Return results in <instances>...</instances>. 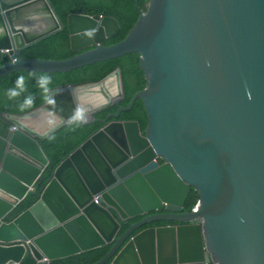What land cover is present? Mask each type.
<instances>
[{"label": "water", "instance_id": "water-1", "mask_svg": "<svg viewBox=\"0 0 264 264\" xmlns=\"http://www.w3.org/2000/svg\"><path fill=\"white\" fill-rule=\"evenodd\" d=\"M67 22L80 54L26 59V47L61 29L59 18L49 0H0V62L8 59L0 78L138 53L147 86L104 119L94 114L123 100L118 68L56 88L27 113L2 114L13 126L0 135V264L31 253L49 264L104 245L110 250L94 264H264V0H149L110 46L102 43L120 29L113 17L70 14ZM137 99L144 134L136 121L117 120ZM74 121L102 126L39 191L50 165L41 141ZM191 188L200 199L187 212ZM28 196L38 199L8 222ZM154 222L176 224L134 234Z\"/></svg>", "mask_w": 264, "mask_h": 264}, {"label": "trees", "instance_id": "trees-1", "mask_svg": "<svg viewBox=\"0 0 264 264\" xmlns=\"http://www.w3.org/2000/svg\"><path fill=\"white\" fill-rule=\"evenodd\" d=\"M55 13L57 14L61 29L33 44L26 47L21 56L26 59L44 60H64L74 57L81 52H73L70 46V33L67 18L70 14H86L89 16L102 15L113 17L119 24V31L112 37L106 39L102 45L110 46L122 41L133 26L139 16L146 10L149 0H49ZM83 52V51H82ZM7 59L0 62L3 65ZM120 70L123 100L118 106H111L94 114L95 119H104L108 114L116 112L118 107L128 106L135 93L143 90L147 86L145 72L140 67L139 54L129 53L117 59L94 63L89 66L65 73L46 74L34 71H19L8 74L0 78V135L6 137L12 124L9 123L2 114H22L26 113L48 101L49 92L58 87L79 86L82 84L97 82L114 71ZM21 78L23 80L21 81ZM15 91L16 96L10 93ZM31 98L32 103L25 104ZM121 121H136L142 134L145 132L147 118L143 103L137 99L129 111L122 112L118 118ZM102 126L95 122L87 126L80 125L75 121L53 133L51 136L41 141L43 149L50 160V165L39 181L42 191L47 180L53 175L55 168L61 158L67 157L77 147H79L93 132ZM162 163V162H161ZM37 196H28L9 215L7 221L10 222L27 210L37 201ZM200 199L199 192L194 188L187 197L185 211L190 212L197 205ZM141 217L130 219L121 225L118 236L128 228L130 223L140 220ZM157 224L146 225L148 228ZM138 232V231H137ZM111 245L100 246L86 252L68 258L51 261L50 264H94L105 256ZM22 264H36L31 255H26ZM110 264V262L106 263Z\"/></svg>", "mask_w": 264, "mask_h": 264}, {"label": "clouds", "instance_id": "clouds-1", "mask_svg": "<svg viewBox=\"0 0 264 264\" xmlns=\"http://www.w3.org/2000/svg\"><path fill=\"white\" fill-rule=\"evenodd\" d=\"M6 60V59H5ZM4 60V61H5ZM7 61H8V59H7ZM12 61H14V60H12ZM6 63V62H5ZM23 80V78H21V81ZM83 85V84H82ZM59 88V87H58ZM54 90V89H53ZM52 91V90H51ZM10 95L11 96H16V95H18V93L17 92H15V91H12L11 93H10ZM49 100V99H48ZM48 102V101H47ZM47 102H45V103H47ZM32 103V100H31V98H29L28 100H26L25 101V104H31ZM44 103V104H45ZM43 105V104H42ZM119 105V104H118ZM117 105V106H118ZM41 106V105H40ZM40 106H38V107H40ZM38 107H36V108H38ZM125 107V106H124ZM35 109V108H34ZM33 110V109H32ZM31 111V110H30ZM29 112V111H28ZM27 113V112H26ZM115 113V112H114ZM23 114V113H22ZM111 114V113H110ZM118 120V119H117ZM109 121H111V119L109 120ZM118 121H121V120H118ZM75 122V121H74ZM72 123V122H71ZM69 125V124H68ZM13 126V125H12ZM65 127V126H64ZM63 128V127H62ZM60 130V129H59ZM47 170V169H46ZM195 208V207H194ZM161 210H164V213H167L168 211H167V209L165 208V207H162L160 210H159V212L161 213ZM152 214H154V213H151V214H149V215H152ZM146 216V215H145ZM141 217V219L142 218H144V216H140ZM135 218H137V217H135ZM131 219H133V218H131ZM130 219H128L126 222H128ZM125 222V223H126ZM193 222V221H192ZM191 222V223H192ZM198 221H195V222H193V223H197ZM154 223H157V222H154ZM159 223H161V222H159ZM162 223H164V222H162ZM124 224V223H123ZM151 224H153V223H151ZM169 224H172V225H175L176 223L175 222H171V223H169V222H167V224H161L160 226H167V225H169ZM148 225H150V224H148ZM130 226V225H129ZM128 226V227H129ZM146 225H144L143 227H145ZM160 226H155V227H160ZM143 227H141L140 229H138L137 231H135L134 232V234H137V233H139L140 231H142V230H144V229H147V228H144L143 229ZM121 228V227H120ZM148 228H150V227H148ZM26 244H28V243H25L24 244V246L26 247ZM28 255V254H27ZM29 255H31L33 258H34V255L31 253V254H29ZM34 260H35V258H34ZM36 261V260H35ZM51 263V262H50ZM49 263V264H50ZM212 264V263H211Z\"/></svg>", "mask_w": 264, "mask_h": 264}, {"label": "flooded vegetation", "instance_id": "flooded-vegetation-1", "mask_svg": "<svg viewBox=\"0 0 264 264\" xmlns=\"http://www.w3.org/2000/svg\"><path fill=\"white\" fill-rule=\"evenodd\" d=\"M109 115V114H108ZM161 213H164V210H161ZM144 218H142V219H140V220H138V221H136V222H133V223H130V225H133V224H135V223H138V222H140V221H142ZM157 223H159V222H157ZM161 224H157V225H154V226H151V227H155V226H160Z\"/></svg>", "mask_w": 264, "mask_h": 264}, {"label": "bare ground", "instance_id": "bare-ground-1", "mask_svg": "<svg viewBox=\"0 0 264 264\" xmlns=\"http://www.w3.org/2000/svg\"><path fill=\"white\" fill-rule=\"evenodd\" d=\"M115 136H118L117 134H115Z\"/></svg>", "mask_w": 264, "mask_h": 264}]
</instances>
